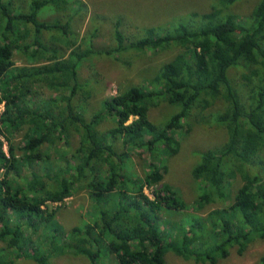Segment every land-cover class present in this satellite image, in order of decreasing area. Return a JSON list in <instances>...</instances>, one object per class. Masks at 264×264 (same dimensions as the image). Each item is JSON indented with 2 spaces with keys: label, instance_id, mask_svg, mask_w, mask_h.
I'll list each match as a JSON object with an SVG mask.
<instances>
[{
  "label": "trees",
  "instance_id": "obj_1",
  "mask_svg": "<svg viewBox=\"0 0 264 264\" xmlns=\"http://www.w3.org/2000/svg\"><path fill=\"white\" fill-rule=\"evenodd\" d=\"M70 1L76 6L77 0H0V84L4 86H0V241L5 244L0 247V264H12L17 258L47 264L51 251L83 255L89 264H97L105 240L114 264H166L169 251L185 260L214 263L232 248L241 254L257 237L264 238V0H258L246 16L228 11L241 0H213L206 11L173 19L172 30L145 28V35L132 45L124 40L116 21V47L106 49L108 55L148 46L180 49L159 67L151 89L132 85L102 101L93 117L113 120L114 126L105 133H98L93 120L86 122L70 102L81 83L77 69L87 56L69 49L67 36L77 25L76 18L68 14L67 21L52 20L45 12L54 7L61 11ZM15 55L32 64L17 66ZM232 69L240 71L239 80ZM66 78L71 84L65 117L39 112L24 101L29 82ZM9 81L23 82L22 89H12ZM151 100L179 107L165 126L149 119ZM219 101L222 106L216 108ZM187 122L223 127L228 134L221 146L196 153L191 176L197 197L190 204L163 182L167 166L156 149L167 153L168 128L189 126ZM24 124L27 133L16 147L29 170L22 168L21 152L13 143L5 151L2 140ZM69 125L82 130L76 163L51 174L32 168L41 157L36 150L50 143L56 131L67 136ZM116 139L125 146L138 142L150 152L149 169L142 178L131 172L129 156L113 149L111 142ZM71 171V177L85 182L90 173L86 186L100 223L92 216L84 228L66 231L56 220V210L44 204L71 194L64 176ZM110 202L113 207L107 205ZM215 202L221 204L200 213ZM40 230L45 239L38 243L32 236ZM46 240L51 249L41 251L38 245ZM259 264H264V254Z\"/></svg>",
  "mask_w": 264,
  "mask_h": 264
},
{
  "label": "rangeland",
  "instance_id": "obj_2",
  "mask_svg": "<svg viewBox=\"0 0 264 264\" xmlns=\"http://www.w3.org/2000/svg\"><path fill=\"white\" fill-rule=\"evenodd\" d=\"M212 2L213 0H77L76 3L73 2L76 6H72L70 1L67 7L61 11H58L57 7H54V11L45 10L47 19L67 21L68 17L65 15L74 16L77 25L75 24L70 29L67 36L71 40L69 49L76 48L87 52V56L84 57L77 69L78 80L81 81L80 86L70 97V102L75 110L82 114V118L86 122L89 123L93 120L92 126L98 133H105L114 126L113 120L93 117L100 110L102 101L132 85L151 89L153 77L159 67L172 59L180 49L177 45L164 49L148 46L124 49L119 53L108 55L104 53L105 50L116 47L113 37L116 21L119 22L117 28L122 33L124 40L132 45L145 35V28L158 27L160 32L163 29L164 31L172 30L173 19L178 20L194 11H206ZM257 2L258 0H241L233 4L228 11L246 16L251 13ZM43 12L44 10L40 14L42 15ZM114 55H117L118 58H115ZM14 62L19 67L32 64V61L20 55L14 56ZM231 74L233 77H238L239 80V70L232 69ZM61 80L54 83L47 79L29 82V89L24 95V101L26 104L34 106L35 109L37 108L39 112L46 111L48 113L51 111L54 115L65 117L71 81L67 78L64 81ZM8 84L12 89L18 86L17 90L22 89L23 86V82L20 81H9ZM0 86L4 87L3 83ZM151 101L153 105L149 107L148 117L159 126H165L167 120L173 117L179 109L178 106L168 102ZM19 103L21 104L22 101L20 100ZM220 106L222 104L219 101L215 107L219 108ZM2 110L3 104H0V112ZM187 123L190 125L179 128V125L176 124L174 127L168 128L171 139L169 141L170 149H166L167 153L166 151L163 153L159 147L156 149L161 152L160 157H164L167 166L163 182L176 189L180 196L190 204L197 197V190L191 176V170L197 160L196 153L221 146L228 140V134L223 127L208 128L193 122ZM27 129L24 124L15 134L2 136L5 151H8V145L11 142L19 154L21 151L16 145H19L24 133H27ZM81 133L82 130L74 125L67 126L65 131L67 136L56 131L50 143L43 144L36 150V153L41 152V157H39L40 161L33 164L32 168L39 173L51 174L66 167L67 163L74 165L78 160L77 150L80 145ZM111 144L116 152L129 156L131 172L142 178L149 169L150 152L139 147L138 142L125 146L120 139H116ZM106 152L108 151L106 150ZM20 160L22 168L29 170L30 165L25 158H22V152ZM72 173L74 171L64 174L66 180L71 184V194L59 202L46 201L44 204L48 210H56V220L66 231L74 226L84 228V223L90 221L92 216L94 222L100 223L99 210L95 211V203L91 201L90 191L86 186L90 173L87 172L86 182L85 178L71 177ZM144 189L146 193L152 195L150 187ZM220 204V202H215L205 205L200 213H207L213 206ZM107 205L113 207L112 202ZM170 216L176 219L174 212H171ZM43 231L34 233L32 239L38 243L44 240ZM46 231L50 232L49 229ZM105 237L107 238V236ZM46 242L47 240L38 245H42L41 251L51 249ZM0 247H5L1 241ZM107 251V240H105L97 264H114V260L111 256L109 258ZM263 254L264 238L257 237L241 254L232 248L227 257L219 258L214 263L185 260L169 251L166 254V264H259V258ZM12 264L39 263L33 259L17 258ZM47 264H89V261L83 255L55 254L51 251L48 254Z\"/></svg>",
  "mask_w": 264,
  "mask_h": 264
}]
</instances>
